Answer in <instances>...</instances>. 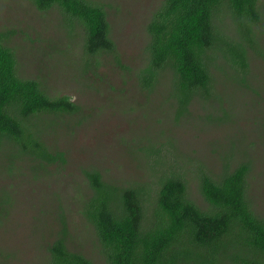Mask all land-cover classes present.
I'll list each match as a JSON object with an SVG mask.
<instances>
[{
  "label": "trees",
  "instance_id": "16d2710c",
  "mask_svg": "<svg viewBox=\"0 0 264 264\" xmlns=\"http://www.w3.org/2000/svg\"><path fill=\"white\" fill-rule=\"evenodd\" d=\"M26 1L41 14L57 16L67 34L79 37L85 71L102 67L107 57L127 69L104 3ZM263 31L261 0H164L147 25L148 56L135 73L138 87L156 94L168 77L177 120L189 116L197 99L220 102L223 83L248 86L252 55L264 57ZM15 36L16 31L0 27V169L14 175L25 164L37 172L63 168L67 154L50 146L40 127L69 128L81 107L68 96H53L48 80L21 74L11 45ZM63 117L67 120L59 122ZM164 145L148 141L138 150V160L149 168L146 181L118 184L98 168L83 171L85 191L78 193L76 210L95 234L101 259L106 264H264V214L252 195L251 158L231 150L220 173L202 163L193 171L189 157L180 165L174 145ZM190 174L203 204L193 198ZM62 204L56 237L46 248L48 264H97L73 244L72 214ZM12 205L3 191L0 224Z\"/></svg>",
  "mask_w": 264,
  "mask_h": 264
},
{
  "label": "rangeland",
  "instance_id": "374dc122",
  "mask_svg": "<svg viewBox=\"0 0 264 264\" xmlns=\"http://www.w3.org/2000/svg\"><path fill=\"white\" fill-rule=\"evenodd\" d=\"M95 1L108 6L111 36L127 69L107 57L102 67L85 71L83 43L60 27L57 16L41 14L26 0H0V27L16 31L11 45L21 74L48 80L53 96H68L81 107L69 128L40 127L48 144L67 154L65 167L37 172L25 164L14 175L0 169V195L5 191L13 203L0 224V264H48L46 248L56 237L62 203L72 214L73 244L97 264H106L94 246L95 234L76 210L78 193L85 191L83 171L98 168L118 184L149 180L148 165L137 157L148 141L166 148L173 144L178 163L186 165L189 157L193 171L202 163L220 173L231 150L251 158L252 195L264 214V57L252 55L248 86L223 83L220 102L197 99L190 115L177 120L168 77L156 94H148L135 74L147 61V25L164 0ZM261 5L264 10V0ZM189 179L193 198L203 204L195 175Z\"/></svg>",
  "mask_w": 264,
  "mask_h": 264
}]
</instances>
